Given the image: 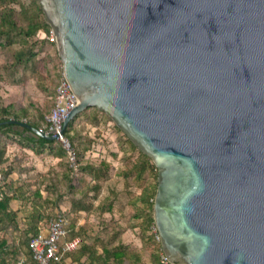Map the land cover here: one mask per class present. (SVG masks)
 Wrapping results in <instances>:
<instances>
[{"label": "water", "instance_id": "obj_1", "mask_svg": "<svg viewBox=\"0 0 264 264\" xmlns=\"http://www.w3.org/2000/svg\"><path fill=\"white\" fill-rule=\"evenodd\" d=\"M37 2L77 99L62 131L96 107L152 160L166 259L264 264V0Z\"/></svg>", "mask_w": 264, "mask_h": 264}, {"label": "trees", "instance_id": "obj_2", "mask_svg": "<svg viewBox=\"0 0 264 264\" xmlns=\"http://www.w3.org/2000/svg\"><path fill=\"white\" fill-rule=\"evenodd\" d=\"M50 31L37 0H32L29 5L21 0H0V41L5 40V45L10 46L16 36L31 39L39 35L38 50L16 53L13 66L14 63L25 61L32 67L38 79V89L46 96H51L52 108L60 79L52 81L40 73L36 65L38 54L55 45V42L48 40ZM29 107L40 110L36 104ZM29 107H17L13 103L4 105L0 95V122L25 119L26 123L35 128L46 130L48 124L45 116L51 108L43 117L37 118L30 112ZM90 110L93 112L88 115ZM98 113L110 119L98 108L89 107L72 118L64 130V135L71 139L73 165L59 141L24 136L27 130H16L13 124H0V135L5 134V138L14 136L23 147L29 148L37 156L47 151L48 155L59 159L60 168L57 174L50 172L52 176H42L39 184H48V192L44 197L41 196L42 192L38 187L33 189L28 184L32 180L21 179V160L15 157L10 160L5 158V141L0 136V264H17L21 259L24 264H33L29 242L57 214H62L69 220L66 240L78 237L79 243L74 250L65 252L59 262L52 264H146L144 250L134 248L125 241L127 230H138V238L143 245L153 247V263L160 264L161 244L152 231L157 168L125 135L127 147L120 148L121 166L115 171V175L124 181L123 187L118 189L115 184H107V193L102 194L104 184L101 181L110 178L112 166L106 158L92 157V152L98 145L108 147V142L103 135L82 137L75 127L76 120L80 116H86L90 126L98 129L101 122ZM115 129L121 131L117 126ZM128 151L137 152V156L131 158ZM12 173L17 174L16 180L10 179ZM131 180H144L145 184H142L139 192L131 193L128 190L133 185L128 184ZM50 189L52 193H56L54 198L49 196ZM122 193L128 197L127 205L131 209L128 226L116 220L113 213L114 204ZM13 201L29 203L30 207L25 230L21 231L23 235L17 242H10L5 236L20 230L18 211L11 208ZM65 203H68V208H64ZM48 209L56 211L52 213ZM80 218L84 221L77 224Z\"/></svg>", "mask_w": 264, "mask_h": 264}, {"label": "rangeland", "instance_id": "obj_3", "mask_svg": "<svg viewBox=\"0 0 264 264\" xmlns=\"http://www.w3.org/2000/svg\"><path fill=\"white\" fill-rule=\"evenodd\" d=\"M31 1L32 0H21V2L25 5H29ZM38 37L39 35H36L34 38L26 39L23 36H16L14 43H12L10 46L5 45V40L0 41V95L2 97V104L8 105L10 103H13L17 107H29L32 104H36L40 108V110H35L34 108L30 107L29 110L32 114H35L37 118H39L40 116L43 117V115L47 113L49 108H51V96H46L38 89V79H36L32 67L28 65L27 62L21 61L16 64L14 63V66L13 62H15V54L20 51L28 53L29 51L38 50ZM36 60V65L40 73H42L44 76H48L52 81H55L57 79L61 80L63 76L62 62L57 52L56 42L52 48L39 53ZM92 112L93 110L88 111V115L92 114ZM98 115L101 119L98 129L90 126V124L88 123L89 120L86 116H80L75 122V127L78 130V134H80V136L82 137L103 135L104 139L108 142V147L103 148L102 145H98L92 152V157L97 159L106 158L112 166V170H110L109 173L110 178L108 180L101 181V183L104 184L101 193L106 194L107 184H115L118 189L120 188L118 187L120 186L119 184H124V181L115 175V171L121 166L120 158L122 156V151L120 148H126L127 144L125 143L126 137L124 132L117 131L115 129L116 125L112 121V119L109 116L108 117L111 120L107 119L101 113H98ZM22 121H25V119H23ZM0 136L4 138L6 154L7 152L10 155L21 152L20 159L24 160L27 157L26 160L28 161V164L26 166L28 167L32 165L35 167L34 158L38 157L42 160L43 164L46 165V170L49 167V170H47L46 172H36L33 170L32 175L35 178L34 183H32L33 180L31 181V183H28L33 189L38 187L40 189V192H42L41 196L44 197L48 192L46 188V185L48 184H39V181L41 180L43 175H48L50 173L49 171L53 172V174H57L60 172V168L58 167L59 160L57 161V158L55 156L48 155L47 151H44L43 155L40 156H37L35 154H27L25 150L30 149L27 147H23L18 142V139L14 136H8L6 138L5 134H1ZM68 139L71 144V139ZM127 154H129L131 158H135L137 156V152L135 151L132 153L128 151ZM14 157L17 158V156L13 155V158ZM54 161L57 163H53ZM21 163L23 164L22 161ZM23 166L24 165H21V172H23L24 168H26H23ZM48 176H52V174H49ZM146 176L147 175H145V177ZM128 184H133L128 189L129 192L137 193L141 190V186L142 184H145V181L141 180L137 182L135 180H131ZM57 191L60 192L61 190ZM49 192L50 198H54L56 196V193H52L51 189L49 190ZM127 199L128 197L122 193L113 207V213H115V215L117 214L115 219L122 223V225L124 226H128L130 222L129 216L131 213V209L127 205ZM67 204L68 203H65V206H68ZM11 208L18 211L20 230L10 232V234H7L5 236L10 242H17L23 235L21 231L25 230V224L28 219L30 207L29 203L24 204L19 201H13L11 203ZM48 211L55 213L56 210L48 209ZM108 217L109 216L107 215V218ZM137 231L127 230L124 236L125 241L134 248H141L142 250H144V262L146 264H154L153 255L151 253L153 247L151 245H143L140 238H138ZM43 234L46 235L47 232L44 231Z\"/></svg>", "mask_w": 264, "mask_h": 264}, {"label": "built area", "instance_id": "obj_4", "mask_svg": "<svg viewBox=\"0 0 264 264\" xmlns=\"http://www.w3.org/2000/svg\"><path fill=\"white\" fill-rule=\"evenodd\" d=\"M50 42H56L54 34L50 31L48 36ZM77 99L64 76H62L54 96V106L45 116L48 126L46 130L39 129L42 132L58 135L62 147L66 150L70 162L74 163V154L69 139L64 135L63 123L68 114L76 107ZM69 220L62 214H57L51 218L45 227L40 228V232L29 242V248L32 252L33 264H52L59 262L65 252L74 250L79 243L78 238L66 240L68 234ZM47 234L44 235L43 232ZM157 240L159 236L155 225L152 228ZM160 264H172L164 255L162 249L159 258ZM17 264H24L21 259Z\"/></svg>", "mask_w": 264, "mask_h": 264}, {"label": "crops", "instance_id": "obj_5", "mask_svg": "<svg viewBox=\"0 0 264 264\" xmlns=\"http://www.w3.org/2000/svg\"><path fill=\"white\" fill-rule=\"evenodd\" d=\"M22 122H26V121H22ZM14 129H16V130H19V131H22L23 129L22 128H20V127H18V126H15L14 127ZM25 135H27V136H32L30 133H28L27 131L24 133V136ZM33 137V136H32ZM26 152H27V154H33L34 155V153L31 151V150H25ZM16 152V151H15ZM17 152H18V150H17ZM13 155H15V156H17V158H19L20 159V157H21V152L20 153H17V154H9L8 152H7V154H5V158H7V159H11V157L13 158ZM27 158V157H26ZM26 158L24 159V160H21L22 162H23V164L22 165H24L23 166V168L24 167H26V168H24V170H23V172L21 173V179H24V180H29V181H31V180H34L35 178H34V176L32 175V172H33V170L34 171H36V172H46L47 170H49L48 168H47V170H46V165L45 164H43V162H42V160L41 159H39L38 157L36 158H34V161H35V167L32 165V166H30V167H28V166H26L27 164H28V161L26 160ZM52 159V158H51ZM54 160V159H53ZM59 159L57 158V161H58ZM53 163H57V162H53ZM52 165V164H51ZM36 168V169H35ZM49 172H51V171H49ZM10 179L11 180H16L17 178H18V176H17V174H15V173H12L10 176ZM41 181V180H40ZM39 181V182H40ZM120 186H118V187H120L119 189H122V184H119ZM117 187V186H116ZM68 205V204H67ZM64 208H68V206H64ZM119 214V213H118ZM81 215H84V213H81ZM117 215V214H116ZM116 215H115V213H114V217H116ZM83 221H84V219H82V218H80L79 219V221H78V223L77 224H82L83 223ZM75 238H78V237H75ZM79 239V238H78ZM70 240V239H69Z\"/></svg>", "mask_w": 264, "mask_h": 264}]
</instances>
